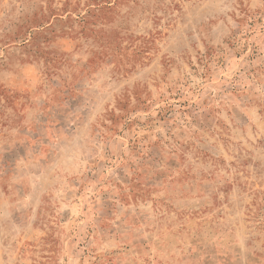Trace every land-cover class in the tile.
Instances as JSON below:
<instances>
[{
    "label": "rangeland",
    "instance_id": "rangeland-1",
    "mask_svg": "<svg viewBox=\"0 0 264 264\" xmlns=\"http://www.w3.org/2000/svg\"><path fill=\"white\" fill-rule=\"evenodd\" d=\"M0 264H264V0H0Z\"/></svg>",
    "mask_w": 264,
    "mask_h": 264
}]
</instances>
